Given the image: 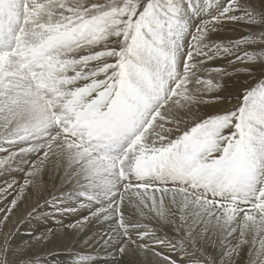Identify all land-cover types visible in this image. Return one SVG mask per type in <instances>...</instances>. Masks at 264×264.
<instances>
[{
    "label": "snow or ice",
    "instance_id": "1",
    "mask_svg": "<svg viewBox=\"0 0 264 264\" xmlns=\"http://www.w3.org/2000/svg\"><path fill=\"white\" fill-rule=\"evenodd\" d=\"M0 153L28 163L0 188V264L58 254L12 223L49 168L61 244L104 222L85 247L110 264H264V0H0Z\"/></svg>",
    "mask_w": 264,
    "mask_h": 264
},
{
    "label": "rangeland",
    "instance_id": "2",
    "mask_svg": "<svg viewBox=\"0 0 264 264\" xmlns=\"http://www.w3.org/2000/svg\"><path fill=\"white\" fill-rule=\"evenodd\" d=\"M241 30L246 31L245 29H241ZM222 35L236 36L237 34L229 32V33H222ZM225 82L227 83L228 88L230 90L232 89L233 84H235V83L243 84L244 83L242 78H235V79H231V80L228 78H225ZM240 90L242 91L243 89H240ZM225 95L229 96V98L232 99L233 103H235V97L231 91L226 92ZM227 106L230 107L231 105H227ZM3 155H4V153H0V156H3ZM36 162L38 163V161H36ZM23 166H25V168ZM26 167H28L27 162L23 165H20L17 168H14L11 173L0 172V188H4L8 183L24 185L25 180L27 178L26 172H25ZM44 172H42V173H44L43 175L41 173L39 176L36 177V183L34 185L30 186L29 189H26L23 197L19 198L18 207L15 210V215L12 218V223L15 224L17 228L20 229L19 234L16 236L17 242H20L22 240L26 241L29 238L28 233H31V229L33 227H35V228L37 227V223H42L43 220H45L47 217L52 216L51 215V209L47 206H44V200L46 198H48L49 192H55V191L60 190V188H58L59 177L55 182L54 177H55L56 173H54L50 168ZM58 175L60 176V173ZM53 184H55V185H53ZM17 191H18V189H17ZM13 195L14 194H10L7 197V199L11 200L13 198ZM37 205H39L38 209H37ZM4 207H7V203L5 200L0 199V209H2ZM30 213H31V215H30ZM63 216H67L68 218H70V220H71L70 223L75 222L76 217L74 214H65ZM38 220H40V221H38ZM9 227L11 228V225ZM92 229L93 228H91L90 230L93 231ZM94 232L96 233V231H94ZM80 233L81 232L77 233L78 236L76 235L75 239H77L79 237ZM58 239L56 240L57 242L60 241V239H59V241H58ZM56 241L54 239L52 241V243H50L49 245H51V244L56 245V243H57ZM54 242H56V243L53 244ZM74 242H72V244L69 245V248H71L70 246H72ZM52 245H51V247H52ZM47 247H49V248H47ZM47 247H46L45 252H49L50 250H52L50 246H47ZM77 247H79V250L74 251V253H79L81 251V249H84L86 252H88V249L84 245L83 246H77ZM217 249H216V251H217ZM69 251H72V250H69ZM74 253H72V254H74ZM215 254L218 255L217 252ZM51 257L52 256L46 257V259H47L46 264H51L52 262H54V261H52ZM131 257L134 260L136 258V257L134 258L132 255H131ZM54 263H52V264H54Z\"/></svg>",
    "mask_w": 264,
    "mask_h": 264
},
{
    "label": "bare ground",
    "instance_id": "3",
    "mask_svg": "<svg viewBox=\"0 0 264 264\" xmlns=\"http://www.w3.org/2000/svg\"><path fill=\"white\" fill-rule=\"evenodd\" d=\"M26 163V162H25ZM24 163V164H25ZM27 165V164H26ZM25 168V166H23ZM27 168V167H26ZM45 173V172H44ZM42 173V175L44 174ZM59 173L55 174V182L58 179ZM53 180V179H52ZM54 182V181H53ZM55 185V184H53ZM57 187V186H56ZM58 188H60V184L58 182ZM84 214H87L86 210H83ZM52 215V213H51ZM40 221V220H38ZM71 220L70 218H68L67 216H58V217H47L45 220H43L42 223H37V227H33L31 229V233H28V236L32 233H35L36 235H40L41 233H45V232H55L56 233V238L58 239H62L65 235V230L67 228V225L70 224ZM93 228L91 231L90 229ZM108 228V225L104 222H100V223H92L88 226H86L80 233L79 237L77 239H72L70 236L68 237V240L65 239L63 240V243L61 244L59 239L57 242L55 239V241L53 244L56 243V245H48L51 247L52 250L50 251H54V252H58L57 255H52L51 259L52 263L54 264H77V262L74 260V256L78 253H74V251L79 250V247L77 246H85V241L90 240L93 236H96L98 233L104 232L106 231ZM96 231V233L94 232ZM30 232V231H29ZM78 236V234H77ZM67 240V241H66ZM75 242H74V241ZM66 241V242H65ZM72 246H70L71 248H69V245L72 244ZM49 248V247H47ZM217 253L219 254V247H217ZM88 252H91L90 256H85L84 259L85 260H89V261H93L94 264H110V251L109 250H101L100 248H97L95 251H92L91 248H87ZM46 250V248H45ZM72 250V251H69ZM74 253V254H72ZM133 256V255H132ZM135 258V256H133ZM50 259V260H51ZM135 260L137 261V258H135ZM132 257L131 254L126 255L123 258L122 264H136L135 261ZM50 263V262H49ZM51 263V264H52Z\"/></svg>",
    "mask_w": 264,
    "mask_h": 264
}]
</instances>
